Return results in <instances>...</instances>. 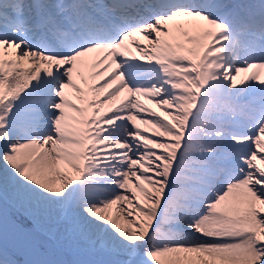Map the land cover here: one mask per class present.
Here are the masks:
<instances>
[{"label": "snow or ice", "instance_id": "obj_1", "mask_svg": "<svg viewBox=\"0 0 264 264\" xmlns=\"http://www.w3.org/2000/svg\"><path fill=\"white\" fill-rule=\"evenodd\" d=\"M0 264H264V0H0Z\"/></svg>", "mask_w": 264, "mask_h": 264}, {"label": "bare ground", "instance_id": "obj_2", "mask_svg": "<svg viewBox=\"0 0 264 264\" xmlns=\"http://www.w3.org/2000/svg\"><path fill=\"white\" fill-rule=\"evenodd\" d=\"M145 103H147V102H145ZM148 107H152V105H147Z\"/></svg>", "mask_w": 264, "mask_h": 264}]
</instances>
